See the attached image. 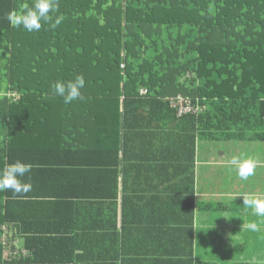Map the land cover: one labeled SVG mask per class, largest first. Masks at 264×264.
<instances>
[{"label":"trees","instance_id":"16d2710c","mask_svg":"<svg viewBox=\"0 0 264 264\" xmlns=\"http://www.w3.org/2000/svg\"><path fill=\"white\" fill-rule=\"evenodd\" d=\"M24 1L29 7L35 3L7 0L9 8L0 14V50L10 49L0 70V90L5 91L0 96V171L16 161L31 164L21 179L32 183L40 181L33 172L43 176L54 165L53 171L63 174L77 165L78 172L98 177L94 185L110 195L118 214L121 198V210H133V173L144 163L173 166L170 175L175 176L179 162L193 160L184 158L196 153L198 141L221 146L264 141V0H56V17L41 21L34 32L13 27L7 19L9 12L22 11L15 5ZM77 75L85 78L83 98L65 104L53 85ZM179 97L192 106L182 115ZM74 113L92 120L96 129L115 127L121 148L94 153L82 144L87 143L83 137L61 141L57 132ZM156 133L157 147L142 148ZM162 139L169 148H159ZM177 142L184 148H174ZM146 171L158 173L157 164ZM47 191L32 186L22 195L0 192V264H50L58 257L57 238L39 231L58 218L54 193ZM203 204L252 211L242 200L234 208ZM121 218L127 229L130 218ZM93 233L100 235L96 229ZM18 236L26 241L24 248L18 247ZM81 251V260L94 253L92 248Z\"/></svg>","mask_w":264,"mask_h":264},{"label":"crops","instance_id":"0c3cea01","mask_svg":"<svg viewBox=\"0 0 264 264\" xmlns=\"http://www.w3.org/2000/svg\"><path fill=\"white\" fill-rule=\"evenodd\" d=\"M25 3L24 1V5ZM7 4V0L4 4L2 0L0 8L4 13L2 14L1 10V15L7 12L9 8ZM17 7L23 8V5H15V8ZM56 15V11L49 13L50 18ZM1 30L3 29L0 27V35L3 33ZM9 56L10 49L3 46L0 50L1 71ZM1 85L5 87V82ZM4 93L2 88L0 96L3 97ZM72 121H75L73 126L66 127ZM61 127L62 129L57 132L61 141L64 137L65 139L83 137L87 143L81 141L82 144L94 153H111V149L115 151L116 148H121L120 132L117 137L115 127L113 131H107V128L96 129L92 120L85 119L82 114L67 115ZM168 131L169 127L161 132ZM109 133H112L111 136ZM157 134L160 133L155 135ZM44 142L48 145L47 140ZM159 142L161 143L159 148L170 146L167 139ZM64 144L71 148V144H67L66 141ZM243 144L257 149L258 178H261L260 184L264 186V155L261 163L259 158L260 149L264 151V141L242 142L237 146H221L222 144L218 145L215 142L198 141L196 153L184 158L193 156V160H185L181 164L179 162L175 166L177 167L175 176L170 175L173 166L164 163H144L143 170L133 173V210L129 212L126 209V212H123L121 198L117 200L118 214H115V208L111 207L113 201L109 199L110 195L94 185V182L99 180L98 177L92 179L87 177L85 172H78L77 165L71 166L68 174L53 171L54 165L45 170L47 174L44 173L43 176L39 175L41 171L33 172L40 180L31 183L33 190H48L45 192L47 195L54 193L52 199L59 206L57 223L55 221L50 226L43 224L39 229L41 232L46 231V236H49L46 238H57L56 247L53 248L60 250L59 255L50 264H92L95 259L94 264H264V255L259 251L256 254L246 253L253 241H260L264 245V218L255 216L249 209L221 210L203 207V203L225 204L224 202L229 203L227 206L231 207L243 199V192H239L237 188L224 190L222 186L226 185V182H221L217 178V176L229 178L232 180L228 182L229 185L237 184L234 182L235 177L233 178L236 170L228 162L234 148L244 147ZM140 145L142 148L157 147L158 135L147 145L146 143ZM184 146V143L177 142L174 148ZM177 151L182 152L181 149L175 152ZM238 151L240 153L241 149ZM69 159L73 161L72 158ZM153 164L158 166V173L155 171L154 175L146 171ZM66 169L68 171V168ZM229 169L234 173L228 172ZM235 174L236 178L241 180L238 174ZM241 181L242 185L249 184V180ZM250 191L260 195L249 187L244 189V194H250ZM221 198L225 200H220ZM221 212L226 213L230 221L223 218ZM246 214L254 218L246 220ZM123 215L130 218L131 225L127 229L122 227ZM59 218L62 220L59 221ZM250 222L258 223L263 233L249 230L247 224ZM94 229L100 233L99 237L94 235ZM11 231L9 235L13 236ZM218 231L224 238H218ZM125 233H128V239ZM76 236L82 238L77 239ZM19 237L16 242L18 247H23L26 241ZM85 248H92L94 253L91 257L81 260L80 253ZM44 259L45 257L40 258L39 263H44Z\"/></svg>","mask_w":264,"mask_h":264},{"label":"clouds","instance_id":"9594fccd","mask_svg":"<svg viewBox=\"0 0 264 264\" xmlns=\"http://www.w3.org/2000/svg\"><path fill=\"white\" fill-rule=\"evenodd\" d=\"M58 5L56 0H35L32 7L23 5L21 12L11 11L7 15V19L13 27L23 26L29 32L39 31L42 27L41 21L50 19L49 13L56 11ZM63 19L60 16L52 25L53 28L58 26ZM85 87V78L83 75H77L74 80L65 82H56L53 89L56 95L64 98L65 104H69L77 99H82L81 89ZM235 170L240 179L247 180L255 174L257 161L253 159H243L233 156L228 162ZM31 164L21 161L8 164L0 171V192L11 190L16 195L27 194L32 190V184L23 182L21 179L30 173ZM243 204L252 209L253 214L257 217L264 218V197L252 193L242 195ZM229 220L227 217H223ZM230 221V220H229ZM247 228L253 232L260 231V226L256 222L247 224Z\"/></svg>","mask_w":264,"mask_h":264},{"label":"rangeland","instance_id":"374dc122","mask_svg":"<svg viewBox=\"0 0 264 264\" xmlns=\"http://www.w3.org/2000/svg\"><path fill=\"white\" fill-rule=\"evenodd\" d=\"M141 93H147V90H141ZM254 144H258V143H254ZM244 145V147L243 146H240L239 148L241 149V152L239 153V148H234V152H233V155L231 156V158L233 157V156H237V157H240V158H243V159H253V160H255V161H257V166H258V160H257V158H258V153L256 152V150L257 149H255V148H251L250 146L251 145H248V144H243ZM261 150V152H260V155H259V158H260V163H261V159L263 158V155H264V151H263V149H260ZM261 165V164H260ZM228 172H232V173H234L233 172V170L232 169H229L228 170ZM235 173H237V171L235 172ZM233 174V178H234V182H236L237 184H231V185H229L228 184V182H231L232 180H230L229 178H223V177H221V176H217V178H218V180L219 181H221V182H226V185H224V186H222V188L224 189V190H226L227 188H232V189H236L237 188V190L239 191V192H243V194H244V189L245 188H248L249 187V189L250 190H255V191H257V192H259V194H260V196L262 195V193H264V186H262L261 184H260V182H261V178H258V170H257V167H256V169H255V174L253 175V176H251V177H249L246 181H248V183L249 184H244V185H242L241 184V180H239V179H237L236 177H237V175L236 174ZM227 177H230V176H227ZM253 192H251L250 191V194H252ZM220 200H225L224 198H221ZM226 205H228L229 203H227V202H224ZM230 205V204H229ZM232 206V208H234V207H237V202L235 203V204H233V205H231ZM221 215L223 216V217H227L228 219H229V217H228V215L226 214V213H222L221 212ZM254 217H250V216H248L247 214H246V217H245V219L246 220H252ZM218 233V238H224L223 237V235L220 233V231H218L217 232ZM260 234H262L263 233V231L262 230H260V232H259ZM262 249V250H261ZM259 251V253H261L262 255H264V245H262L261 243H260V241H253L252 243H251V248L249 249V250H246V253L249 255V253L250 252H253V253H257ZM9 253V251L6 253V254H8Z\"/></svg>","mask_w":264,"mask_h":264},{"label":"built area","instance_id":"2783aa9c","mask_svg":"<svg viewBox=\"0 0 264 264\" xmlns=\"http://www.w3.org/2000/svg\"><path fill=\"white\" fill-rule=\"evenodd\" d=\"M142 94H144V93H142ZM178 101H179L178 104L180 106V108H179L180 115H182V114H184V113H186L192 109L190 102L186 101L184 98L179 97ZM185 103H187L188 105H185Z\"/></svg>","mask_w":264,"mask_h":264}]
</instances>
